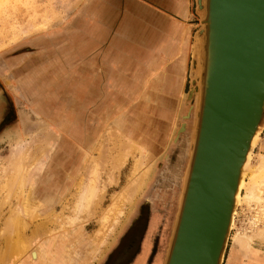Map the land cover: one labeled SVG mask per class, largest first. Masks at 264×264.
<instances>
[{"label":"rangeland","instance_id":"374dc122","mask_svg":"<svg viewBox=\"0 0 264 264\" xmlns=\"http://www.w3.org/2000/svg\"><path fill=\"white\" fill-rule=\"evenodd\" d=\"M87 8L88 0H0V173L6 167L4 165L7 164L11 147L30 141L31 146L33 145L30 151L33 153L34 146L40 145L46 148L49 142H52V148L30 194L32 207L28 204L29 211L24 219L26 226L23 233L26 238H30L33 230H38L43 225H48L49 231L52 229L54 232H49L29 247L23 257L14 264H55L53 261H58L65 253L63 249L66 248V243H69L70 248L74 250L69 254L68 264H74L77 258L79 262H83L85 254H89V259L93 258L95 264H109V258L119 248L131 224L138 226L137 233L140 239H136L134 246L139 244V254H141L142 239L148 235L151 240L147 257L143 262L163 264L176 220L183 178L193 148V125L198 96L196 94L190 96V92L200 83V73L197 68L195 69L196 63H194L195 52L198 50L195 34L201 26L200 10L197 8V0H193L192 80L190 78L185 103L188 112L185 116L184 112L179 114L175 126L170 124L167 133L160 135V142H156L157 149L154 153L149 154L146 149L149 156L145 159L144 166H151L147 178L149 180L148 182L146 180L133 203L126 205L125 214L107 245L98 249L91 246L90 240L99 228V217L127 184L134 163L133 158H128L117 181L109 186L108 171L112 169L111 165L118 157L119 144L124 143L123 139L115 137L116 135L111 132L125 128L122 132L127 137L138 139L137 141L141 143L142 135H138L137 132L142 129V124L140 120L132 117L120 120L117 113H112L110 118H103L101 111L90 112L89 120L86 103L72 104L71 86L67 88L68 92L63 94L58 92L56 94L54 88L48 87L45 91L48 92L47 96L53 95L54 103L42 108L40 92L43 88L38 84H34L32 88L34 75L31 74L32 70H23V66L19 63L14 67L15 59L26 62L33 56L30 52L37 51L34 47H40L41 39L59 42L61 46L70 42L72 30L75 29L73 27L77 29L86 25ZM20 68L22 72L16 75L15 70ZM59 73L60 71L55 73L56 80ZM42 81V84H48L50 80L44 76ZM57 99L60 101L57 102ZM125 113L124 111L122 114ZM190 115L191 117L188 118ZM9 116L11 119H8ZM185 124L186 130L181 132ZM261 127L263 129L258 145L254 149L253 160L260 154L264 155V121ZM93 128L95 133L88 134V129L92 131ZM126 128L127 130L129 128V132ZM130 131H134V134ZM49 132L50 135L53 134L51 136L53 140L49 137ZM43 135L48 136L50 140L43 139L45 138ZM16 142L19 144H15ZM39 152L40 150L35 154ZM96 163L98 166L101 165L97 171L96 180L99 183L97 185L105 191V195L100 196L94 218L78 223L77 230H74L69 218L75 214L72 208L75 206L78 184L88 171L87 167L91 164L97 166ZM19 194H15L7 205H3L5 195L3 193L0 195V231H3L5 221L19 202ZM250 213L246 204L238 208L235 227L229 237L223 264H264L263 242L256 240L248 252L241 236L233 238L238 232L243 233L245 229L249 231ZM76 232L80 240L75 238ZM1 233L0 249L3 251ZM61 244L65 247L61 248L59 258H54L56 249ZM114 245L115 247L112 248ZM97 249L101 251L98 252ZM32 250L38 252V259L35 262L30 261ZM124 260L125 264L127 257ZM120 263H122L121 258H118L117 264Z\"/></svg>","mask_w":264,"mask_h":264},{"label":"crops","instance_id":"0c3cea01","mask_svg":"<svg viewBox=\"0 0 264 264\" xmlns=\"http://www.w3.org/2000/svg\"><path fill=\"white\" fill-rule=\"evenodd\" d=\"M87 12L86 25L73 27L70 42L61 46L41 39L40 47H34L37 51L30 52L33 56L26 62L15 59L14 67L19 63L23 70H32V88L34 84L43 88L42 108L54 103L53 95L45 91L48 87L63 94L71 86L72 104L86 103L89 120L93 111H101L103 118L112 113L120 120L136 118L142 124L137 132L141 143L157 149L160 135L167 133L170 124L175 126L179 114L188 112L193 0H88ZM21 72L15 70L16 75ZM44 76L48 84H42ZM89 129L88 134L95 133V128ZM122 129L111 134L122 139ZM145 257V249L140 255L138 250L125 264H143ZM74 264L83 262L77 258Z\"/></svg>","mask_w":264,"mask_h":264},{"label":"water","instance_id":"95a60500","mask_svg":"<svg viewBox=\"0 0 264 264\" xmlns=\"http://www.w3.org/2000/svg\"><path fill=\"white\" fill-rule=\"evenodd\" d=\"M204 5V86L190 92L193 148L163 264H223L239 167L264 110V0Z\"/></svg>","mask_w":264,"mask_h":264},{"label":"bare ground","instance_id":"6f19581e","mask_svg":"<svg viewBox=\"0 0 264 264\" xmlns=\"http://www.w3.org/2000/svg\"><path fill=\"white\" fill-rule=\"evenodd\" d=\"M200 3V14L202 17H205L206 8L204 5V0H200ZM204 30L198 33V35L195 37V44L198 45V50L195 52L194 63H196L195 69L197 68L200 73V83L198 87L195 86L193 91H195L196 89L201 90V88L204 86L203 76L206 72V66L204 65V55L206 49ZM262 121H264V110L251 136L244 158L239 167L237 185L231 200V210L227 225V234H231V231L235 227L237 210L241 205L246 204L248 210H250L251 212V217L249 219V231L245 229L243 233L238 232L236 233L237 236L235 235L233 236V238H239V236H241L248 252L251 250L252 244L256 240L264 243V155L260 154L258 155V158L255 157L253 160L254 149L258 145L260 133L263 129L261 127ZM181 130H185V125L182 126ZM50 132L48 135L52 133ZM51 136H53V134L49 136L52 139ZM46 138L49 139L48 136H45V138L43 139L46 140ZM122 139L124 143H121L118 146V157L114 161L115 163H112V169L108 171L109 173L107 177L109 186L117 181L120 171L122 168H124L123 166L128 161V158H133L134 163L132 165L131 174L128 178L127 184L112 199L109 206L104 209L99 217V228L96 230L93 238L90 240L91 246L93 245L98 249H101V247L107 245L106 243L108 242L109 238H111V236H113V234L115 233L116 228L121 221V218L125 214L124 210L126 205H131L133 203L136 196L142 191L146 183V180L151 171V166H144V161H146L145 159H147L149 156L146 153V149L148 150L149 154L151 152L154 153L156 150L154 147L149 146L150 144L148 145L147 142L139 144L137 139L127 137L124 133L122 135ZM27 143L28 142H23V145L16 142L15 144L19 145H15L16 147L14 146V148L11 147L12 149L10 148V155L6 162L7 164L4 165V167H6H3L4 169L1 170L2 173H0V195L2 193L5 195L3 205H7L15 194L20 193L19 202L17 203L15 208H13L12 213H10L8 218L6 217L7 220L4 223L3 231H0L2 232L1 237L4 244V250L2 251L0 249V264H14L18 262L27 252V249H29V247H31L34 243L38 242L42 237L48 235V233L52 231V229L51 231H49L50 228H47L48 225H43V227H40L38 230H33L31 234L32 236L30 238H26L23 233L26 226L24 223V219L26 215H28V204H30L31 202L30 194L41 172L42 165L44 164L46 157L52 148V142H49V145L46 148H42L40 145L34 146V152L31 153L33 145L31 146L30 141L28 144ZM39 150L40 152L35 154ZM100 166V164L99 166L91 164L89 167H87L88 171L78 184L75 206L73 205L74 208H72V211L75 212V214H73V216H70L69 218V223L74 228V230H77L78 223H81L82 221H88L94 218V216L96 215L95 210L99 205L101 199L100 196H102L105 192L101 190L102 188L98 187V181L96 180L98 167ZM75 238L80 240L77 232ZM64 247V244H61V246L56 249L54 258H59V253L62 251L61 248L63 249ZM63 251H65V253L62 255V259L60 258L61 260L58 259V261L54 260L53 262L55 264H68L67 262L70 256L69 254H71L72 250L70 247H66L63 249ZM100 251L98 250V252ZM47 254L48 252L45 255L47 256ZM30 256V261L35 262L38 259V252L36 250H32ZM89 256V254L84 255L85 258L83 264H86L88 262ZM49 263H51V261H49Z\"/></svg>","mask_w":264,"mask_h":264},{"label":"flooded vegetation","instance_id":"af4514ba","mask_svg":"<svg viewBox=\"0 0 264 264\" xmlns=\"http://www.w3.org/2000/svg\"><path fill=\"white\" fill-rule=\"evenodd\" d=\"M8 119H11V117L9 116ZM130 227H131L130 230H128L126 236L124 237V239L121 242V244H120L119 248L117 249V251H115L111 255V257L109 258V260H108L109 261V264H117L118 258H121V262L122 263H120V264H124L123 263L125 261L124 259L126 257L128 258V256H130V258L127 261V262H129L134 257L135 253H137V251L139 250V244L136 245V246H134V244H135L134 242L136 241V239L139 238L138 237V233H137L138 226H133L131 224ZM150 245H151V240H150L149 236L147 235L146 237H144L142 239V243H141V253H144V249H145V253H147L148 250H149ZM133 246H134V250H133ZM146 257H147V255H146ZM141 264H142V261H141ZM143 264H145V263L143 262Z\"/></svg>","mask_w":264,"mask_h":264}]
</instances>
